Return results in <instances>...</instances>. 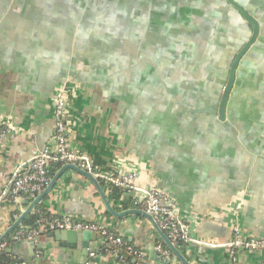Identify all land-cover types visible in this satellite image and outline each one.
<instances>
[{"label":"crops","instance_id":"crops-1","mask_svg":"<svg viewBox=\"0 0 264 264\" xmlns=\"http://www.w3.org/2000/svg\"><path fill=\"white\" fill-rule=\"evenodd\" d=\"M87 1L90 7H95V0ZM85 2L0 0V118L10 116L14 123L7 122L8 139H0V194L21 162L26 161L35 149L53 144V119L42 98L46 95L43 91L46 92V82L53 83L52 90L63 77L65 67L62 64H66L63 55L67 61L70 35L75 27L83 37L91 25L90 15L94 13H89L90 9L80 21L81 5ZM151 15L152 21L156 22L159 13ZM144 20L145 17L137 16L135 25ZM6 24L18 25L20 31L14 32L18 37L7 36L6 26H2ZM22 31L27 36L23 34L20 39ZM35 49L43 58L32 59ZM95 64L93 60L78 62L71 68V73L94 83L102 78L101 75L109 73L106 67L102 72L96 69ZM84 66H88L87 70ZM154 72L155 69L137 77L134 74L133 84L123 88L107 82L102 89L89 92L77 109L85 122L72 124L73 146L87 154L101 170L124 176L134 174L133 184L139 187L161 183L184 210L204 214L201 224L193 227L195 236L215 238L221 243L229 241L228 225L233 217L224 210L232 205L235 220L243 221L244 235L264 237V131H251L242 145L237 140L226 144L224 137H216L213 148L204 141L193 143L190 140L192 126L186 138L181 137L182 133L169 116L171 106L163 104L165 93L153 82V75L162 76ZM124 79L129 80L127 72ZM133 96L137 98L135 101H132ZM153 97L160 100L150 99ZM138 98L142 100L138 101ZM103 189L117 212L138 208L132 192L121 191L119 198L111 200V189L107 185ZM240 190L245 191L240 193ZM32 201L24 197L0 200V238ZM40 203L55 215L73 214L113 227L130 244L146 249L148 261L140 263L130 257L126 263L120 262L101 235L86 247L83 243L59 242L48 235L50 231L40 236L34 248L28 242L18 240L13 246L17 261L28 264H48L47 261L49 264H85L88 260L90 264H168L155 249V244L162 238L150 220L135 213L114 216L95 185L77 172L67 171ZM195 221L193 218V225H196ZM35 250L40 251L39 255ZM183 254L192 264L264 262V248L238 250L236 263L233 252L227 247L194 244Z\"/></svg>","mask_w":264,"mask_h":264},{"label":"water","instance_id":"water-1","mask_svg":"<svg viewBox=\"0 0 264 264\" xmlns=\"http://www.w3.org/2000/svg\"><path fill=\"white\" fill-rule=\"evenodd\" d=\"M94 4L97 6L92 8L86 0L85 5H81L83 11H80V21L90 9L89 13H94L90 15L91 25L83 37L79 35L78 27H75L70 35L67 61L63 55L66 62L62 64L65 67L64 75L52 90L53 83L46 82V92L43 91L46 95L42 98L53 119V144V113L60 93H71L69 117L73 123H83L84 117L77 109L89 92L102 89L107 82L123 88L126 84H133L134 74L136 77L146 75L154 69L162 77L153 75V82L165 93L163 104L171 106L169 116L182 133L181 137L186 138L192 126L190 140L193 143L204 141L213 148L216 137H224L226 144L237 140L242 145L248 140L251 131H264V0H95ZM153 12L159 13L156 22L152 21ZM139 15L145 17V22L136 26ZM2 26H6L4 30L8 32V37H18L14 33L20 31L17 24ZM137 31L139 34L136 35ZM23 34L27 36L22 31L20 39ZM31 57L43 58V55L35 49ZM85 60H93L95 68L101 72L106 67L108 75H101L102 78L94 83L77 78L71 73V68ZM84 67L87 70L88 66ZM126 72L128 81L124 79ZM151 83L152 80L150 86ZM135 99L133 96L132 101ZM150 99L160 100L156 97ZM141 100L138 98V101ZM117 101L114 103L117 104ZM1 117L2 121L13 123L10 116ZM219 126L222 130H217ZM38 150L35 149L29 158ZM69 170L95 185L111 214L117 217L130 213L144 216L150 220L180 264H192L159 227L152 214L139 208L117 212L109 202L101 181L94 174L71 163L61 166L46 188L21 211L13 226L0 238V245L10 233L24 224L25 218L54 190ZM142 188H155L164 192L168 197L165 205L195 217L196 225L193 227L203 221L204 214L184 210L161 183ZM231 207L224 212H229L233 217L228 225L232 239L236 226L242 233L246 229L241 219L235 220ZM48 235L59 242L83 243L86 247L91 240L100 236L91 230L59 228H54ZM196 237L216 242L215 238ZM29 245L34 248L35 242H29Z\"/></svg>","mask_w":264,"mask_h":264},{"label":"built area","instance_id":"built-area-1","mask_svg":"<svg viewBox=\"0 0 264 264\" xmlns=\"http://www.w3.org/2000/svg\"><path fill=\"white\" fill-rule=\"evenodd\" d=\"M71 93L62 92L57 97L54 107V144H48L44 149L35 152L29 159L21 162L14 171L12 180L0 194V200L6 198L20 200L23 197L34 200L49 184V168L53 163L77 164L82 169L94 174L100 181H104L109 187L115 186L123 192H132L135 195V204L139 209L152 214L168 237L190 247L194 244L209 247H227L233 252V261L236 263L237 251L245 248H264V237L256 235H244L238 226L234 228L231 240L224 243L206 241L193 235V218L174 207L165 205L168 197L164 192L155 188H142L133 184V175L124 176L115 172H105L101 170L94 161L85 153L76 149L72 142V120L69 117V103ZM9 126L6 121H0V139H8ZM109 187V188H110ZM35 226H19L14 238L24 242H35L37 245L41 234L48 233L54 228L91 230L101 235L108 249L115 252L120 262L126 263L130 257L135 258L140 263L148 261V252L144 248H137L130 244L113 227L99 223L95 220H88L77 217L73 214L55 215L45 208H35ZM154 228V227H153ZM6 242H2L1 248L6 247ZM157 252L168 262V264H180L174 260L172 251L163 242L155 244ZM40 251L35 250L39 255ZM94 255V253H92ZM7 264H28L25 261L11 262ZM85 264H90L88 260ZM264 264V262L259 263Z\"/></svg>","mask_w":264,"mask_h":264},{"label":"trees","instance_id":"trees-1","mask_svg":"<svg viewBox=\"0 0 264 264\" xmlns=\"http://www.w3.org/2000/svg\"><path fill=\"white\" fill-rule=\"evenodd\" d=\"M62 164L61 163H53L50 168H49V176L52 177V175H54V173L59 170L61 168ZM101 183L103 186L105 185V182L101 180ZM110 187V186H109ZM111 192L109 193V199L113 200V199H117L120 196V188L115 187V186H111L110 187ZM128 203H126L127 205ZM43 203H40L37 207L38 208H43ZM35 220H36V213L35 211L30 213L27 218L24 221L25 226H35ZM19 230V227L16 228L11 234H9L7 236V238L5 239L6 242V247L5 248H1L0 249V264H7V263H11V262H17V257L15 256L14 252H13V246L15 245V243L19 242L18 240H16L14 238L15 233ZM47 233L41 234L42 235H46ZM159 242H163L162 240H160ZM164 243V242H163ZM178 248L181 250V252L186 253V248L187 246L178 242L177 243Z\"/></svg>","mask_w":264,"mask_h":264}]
</instances>
